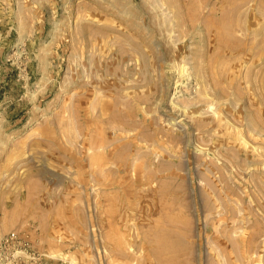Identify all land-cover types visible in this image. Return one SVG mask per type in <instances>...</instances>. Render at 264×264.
<instances>
[{"label": "rangeland", "instance_id": "1", "mask_svg": "<svg viewBox=\"0 0 264 264\" xmlns=\"http://www.w3.org/2000/svg\"><path fill=\"white\" fill-rule=\"evenodd\" d=\"M0 264H264V0H0Z\"/></svg>", "mask_w": 264, "mask_h": 264}, {"label": "bare ground", "instance_id": "2", "mask_svg": "<svg viewBox=\"0 0 264 264\" xmlns=\"http://www.w3.org/2000/svg\"><path fill=\"white\" fill-rule=\"evenodd\" d=\"M209 47V46H208ZM190 77V76H189ZM202 96V95H201ZM191 134V133H190Z\"/></svg>", "mask_w": 264, "mask_h": 264}]
</instances>
